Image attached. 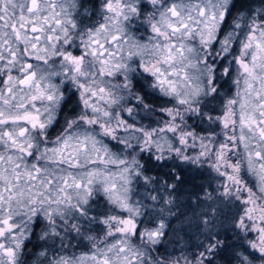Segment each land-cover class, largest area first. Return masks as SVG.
Here are the masks:
<instances>
[{
	"label": "snow or ice",
	"instance_id": "snow-or-ice-1",
	"mask_svg": "<svg viewBox=\"0 0 264 264\" xmlns=\"http://www.w3.org/2000/svg\"><path fill=\"white\" fill-rule=\"evenodd\" d=\"M218 262L264 264V0H0V264Z\"/></svg>",
	"mask_w": 264,
	"mask_h": 264
},
{
	"label": "rangeland",
	"instance_id": "rangeland-1",
	"mask_svg": "<svg viewBox=\"0 0 264 264\" xmlns=\"http://www.w3.org/2000/svg\"><path fill=\"white\" fill-rule=\"evenodd\" d=\"M173 239H175V238H173ZM183 243H184V241L182 240V241H181V244H183ZM189 243H191V242H189ZM193 243H194V242H193ZM168 248H169V251L172 250L171 244L168 245Z\"/></svg>",
	"mask_w": 264,
	"mask_h": 264
},
{
	"label": "trees",
	"instance_id": "trees-1",
	"mask_svg": "<svg viewBox=\"0 0 264 264\" xmlns=\"http://www.w3.org/2000/svg\"><path fill=\"white\" fill-rule=\"evenodd\" d=\"M191 243H193V242H191ZM171 247H172V245H171ZM218 264H219V262H218Z\"/></svg>",
	"mask_w": 264,
	"mask_h": 264
}]
</instances>
